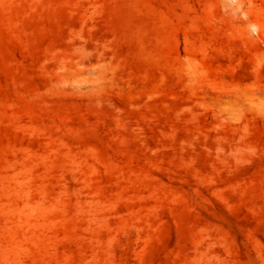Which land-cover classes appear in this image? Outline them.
<instances>
[{"label":"rangeland","instance_id":"374dc122","mask_svg":"<svg viewBox=\"0 0 264 264\" xmlns=\"http://www.w3.org/2000/svg\"><path fill=\"white\" fill-rule=\"evenodd\" d=\"M0 264H264V0H0Z\"/></svg>","mask_w":264,"mask_h":264}]
</instances>
